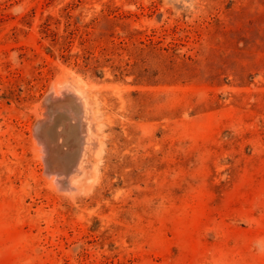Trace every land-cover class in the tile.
Instances as JSON below:
<instances>
[{
  "label": "rangeland",
  "instance_id": "obj_1",
  "mask_svg": "<svg viewBox=\"0 0 264 264\" xmlns=\"http://www.w3.org/2000/svg\"><path fill=\"white\" fill-rule=\"evenodd\" d=\"M60 80L70 187L34 137ZM0 264H264V0H0Z\"/></svg>",
  "mask_w": 264,
  "mask_h": 264
},
{
  "label": "bare ground",
  "instance_id": "obj_2",
  "mask_svg": "<svg viewBox=\"0 0 264 264\" xmlns=\"http://www.w3.org/2000/svg\"><path fill=\"white\" fill-rule=\"evenodd\" d=\"M60 82L43 101L34 137L52 184L67 187L72 175L80 171L87 146L92 145L89 126L92 119L83 91L73 87L68 80Z\"/></svg>",
  "mask_w": 264,
  "mask_h": 264
},
{
  "label": "trees",
  "instance_id": "obj_3",
  "mask_svg": "<svg viewBox=\"0 0 264 264\" xmlns=\"http://www.w3.org/2000/svg\"><path fill=\"white\" fill-rule=\"evenodd\" d=\"M46 30H47V28H46ZM71 34H73L72 32H70L69 33V35H71ZM89 33H87V35H88ZM83 41H85V40H83L82 39V43L81 44H83ZM76 58H81L82 59V63H83V66L84 67H87V69H89V62H90V60H92V59H95V57H93V55H92V53L90 52V51H86V53H84L83 55H79V54H75L74 55ZM97 61V60H96ZM96 67V66H95ZM93 68V71H94V73L96 74V75H98V71L96 70V68Z\"/></svg>",
  "mask_w": 264,
  "mask_h": 264
}]
</instances>
